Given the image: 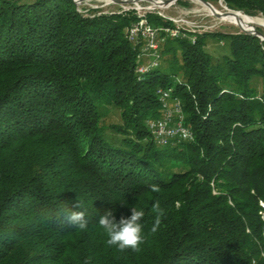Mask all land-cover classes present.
Masks as SVG:
<instances>
[{
  "label": "trees",
  "instance_id": "1",
  "mask_svg": "<svg viewBox=\"0 0 264 264\" xmlns=\"http://www.w3.org/2000/svg\"><path fill=\"white\" fill-rule=\"evenodd\" d=\"M221 1L264 18V0ZM121 12L0 0V264H264V41L167 37L142 74L150 61L125 33L140 16ZM160 91L181 103L192 140H155ZM78 199L85 231L64 221ZM156 201L165 215L152 232ZM134 207L141 251L106 246L99 216L119 222Z\"/></svg>",
  "mask_w": 264,
  "mask_h": 264
},
{
  "label": "rangeland",
  "instance_id": "2",
  "mask_svg": "<svg viewBox=\"0 0 264 264\" xmlns=\"http://www.w3.org/2000/svg\"><path fill=\"white\" fill-rule=\"evenodd\" d=\"M180 2H184V3H180ZM210 4L220 12H227L225 10V7L227 8V6L221 0L217 2H212ZM148 6L142 5L141 8L145 9L148 8ZM76 7L79 10V12L87 13V14L91 11H97L100 14H104V15H110L115 13L117 14L118 12L121 11L123 12V6L106 5V3L102 0H89L88 2H85L83 4L76 5ZM124 7L133 8V6L131 5H124ZM129 11H134V10H129ZM141 13H142L141 15L144 17H146L147 15H159L160 17L164 18V20L172 22L174 27V28L156 27L153 24L148 23V21L146 20L148 28H152L158 32L169 33L175 31L178 34V36L185 35L184 33L186 32L192 33L193 35L203 34V33H225V34L242 33L239 27L234 26L228 22H225L218 17H215L209 12V10L202 3L193 0H180L179 2H177L176 5L170 7L169 9L152 10L149 12L141 11ZM137 15L140 14L137 13ZM253 18H259L264 21V18L262 16H257ZM254 29H256L257 32H259L258 30L264 31V26L254 27ZM223 45H225L224 42L222 43L216 42L210 46H216L217 48H219L222 47ZM178 78L181 79V76L179 75ZM115 120L118 122L120 121L118 117H115Z\"/></svg>",
  "mask_w": 264,
  "mask_h": 264
},
{
  "label": "built area",
  "instance_id": "3",
  "mask_svg": "<svg viewBox=\"0 0 264 264\" xmlns=\"http://www.w3.org/2000/svg\"><path fill=\"white\" fill-rule=\"evenodd\" d=\"M75 1V0H74ZM142 5H149L148 8H141ZM133 8H126L123 5V12L134 10L140 14V21L126 30V39L133 44H141L143 57L147 58L150 63L146 67H140L139 73L145 74L151 68H157L160 59L161 45L165 42L167 37L174 38L178 34L172 32H158L152 28L147 27V21L142 16L141 11H152L153 4L142 2L139 5H131ZM174 6V5H173ZM172 7V6H171ZM172 20V19H170ZM166 34V36H164ZM165 37V38H164ZM161 102L164 104L163 116L150 123V130L161 146H166L173 140H192V134L189 129L185 127V117L182 110V105L179 101L168 104V98L171 91H161Z\"/></svg>",
  "mask_w": 264,
  "mask_h": 264
},
{
  "label": "clouds",
  "instance_id": "4",
  "mask_svg": "<svg viewBox=\"0 0 264 264\" xmlns=\"http://www.w3.org/2000/svg\"><path fill=\"white\" fill-rule=\"evenodd\" d=\"M150 190L153 193H158L160 188L158 185L153 184L150 186ZM152 212L156 214L152 227V232H155L161 224V217L165 215V211L161 208L159 201L153 204ZM131 213L130 217L121 218L119 222L113 215L112 209H106L99 216L98 226L103 229L107 236L106 246L115 247L122 253L129 249L137 253L141 251V245L145 242L143 223L145 211L142 208L134 207L131 209ZM64 221L68 226L79 231L88 229L89 221L86 218L85 204L82 200L78 199L74 206L64 209ZM251 264H256V260L253 259Z\"/></svg>",
  "mask_w": 264,
  "mask_h": 264
},
{
  "label": "water",
  "instance_id": "5",
  "mask_svg": "<svg viewBox=\"0 0 264 264\" xmlns=\"http://www.w3.org/2000/svg\"><path fill=\"white\" fill-rule=\"evenodd\" d=\"M74 1V0H73ZM89 0H75L74 3L76 5H80L83 4L85 2H88ZM106 3V5H139L142 2L145 3H149V4H153L152 10H166L169 9L171 6L176 5L177 2H179L180 0H102ZM193 1H198L200 3H202L208 10L209 12L214 15L215 17H218L220 19L228 16V15H241V12H234V11H230L228 10V8L225 7V10L227 12H220L219 10H217L216 8H214L209 2L205 1V0H193ZM244 15V14H242ZM246 16V15H244ZM248 17V16H246ZM242 33H246L248 35H252L255 37H258L261 41H264V35H262L261 33L257 32L256 29L251 28L250 30H241Z\"/></svg>",
  "mask_w": 264,
  "mask_h": 264
},
{
  "label": "bare ground",
  "instance_id": "6",
  "mask_svg": "<svg viewBox=\"0 0 264 264\" xmlns=\"http://www.w3.org/2000/svg\"><path fill=\"white\" fill-rule=\"evenodd\" d=\"M223 21L228 22L234 26L239 27L241 30H250L254 27L264 26V21L259 18L246 17L244 15H228L222 18Z\"/></svg>",
  "mask_w": 264,
  "mask_h": 264
}]
</instances>
